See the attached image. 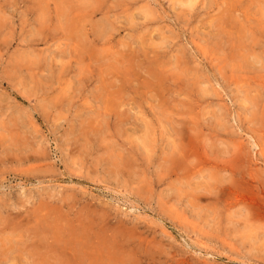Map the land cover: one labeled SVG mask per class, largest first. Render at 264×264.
Instances as JSON below:
<instances>
[{"label":"rangeland","instance_id":"1","mask_svg":"<svg viewBox=\"0 0 264 264\" xmlns=\"http://www.w3.org/2000/svg\"><path fill=\"white\" fill-rule=\"evenodd\" d=\"M0 264H264V0H0Z\"/></svg>","mask_w":264,"mask_h":264}]
</instances>
